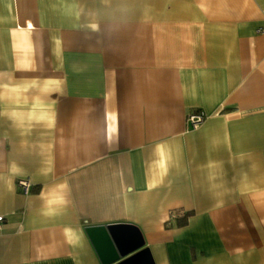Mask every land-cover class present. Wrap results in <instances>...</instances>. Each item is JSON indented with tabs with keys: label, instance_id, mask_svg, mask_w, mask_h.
<instances>
[{
	"label": "crops",
	"instance_id": "crops-1",
	"mask_svg": "<svg viewBox=\"0 0 264 264\" xmlns=\"http://www.w3.org/2000/svg\"><path fill=\"white\" fill-rule=\"evenodd\" d=\"M0 214V264H264V0H0Z\"/></svg>",
	"mask_w": 264,
	"mask_h": 264
},
{
	"label": "built area",
	"instance_id": "built-area-1",
	"mask_svg": "<svg viewBox=\"0 0 264 264\" xmlns=\"http://www.w3.org/2000/svg\"><path fill=\"white\" fill-rule=\"evenodd\" d=\"M204 118H205V116H204L203 112H201V111L194 112V113L189 114L187 116V123H188L190 128L195 129L203 122ZM17 185L22 192L26 193L29 191L30 184H29L28 180L23 179V178L18 179ZM3 221H4V218L0 214V231L2 230Z\"/></svg>",
	"mask_w": 264,
	"mask_h": 264
},
{
	"label": "water",
	"instance_id": "water-1",
	"mask_svg": "<svg viewBox=\"0 0 264 264\" xmlns=\"http://www.w3.org/2000/svg\"><path fill=\"white\" fill-rule=\"evenodd\" d=\"M147 252V249H142L132 256H129L128 258L122 260L121 262H118L117 264H136L139 261H145L146 259H141L143 256H145Z\"/></svg>",
	"mask_w": 264,
	"mask_h": 264
},
{
	"label": "trees",
	"instance_id": "trees-1",
	"mask_svg": "<svg viewBox=\"0 0 264 264\" xmlns=\"http://www.w3.org/2000/svg\"><path fill=\"white\" fill-rule=\"evenodd\" d=\"M29 191H30V189H29ZM29 191H28V192H29Z\"/></svg>",
	"mask_w": 264,
	"mask_h": 264
}]
</instances>
